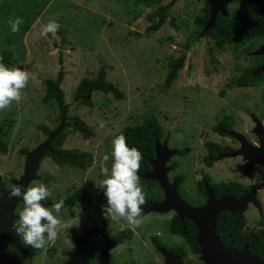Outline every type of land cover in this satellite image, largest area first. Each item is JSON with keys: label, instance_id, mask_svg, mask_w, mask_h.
Segmentation results:
<instances>
[{"label": "rangeland", "instance_id": "374dc122", "mask_svg": "<svg viewBox=\"0 0 264 264\" xmlns=\"http://www.w3.org/2000/svg\"><path fill=\"white\" fill-rule=\"evenodd\" d=\"M203 6L204 0H178L166 22L158 30L147 32L150 25L147 15L155 7H146L141 0H0V50L11 51L10 66L26 70L29 76L21 90V100L0 109V124L11 125L8 152L0 154L1 180L18 178L22 173L26 155L21 150H32L47 137L39 126L47 125L53 130L60 125L56 106L41 99L46 90L45 79L57 75L61 62L69 119L57 140L63 148L91 151L94 156L93 165L86 170L59 166L50 156L42 158L39 173L43 178L30 186L45 184L51 199H64L78 188L90 195L91 205L88 209L77 205L62 209L57 237L39 249L31 264H63L64 252L75 249V238L94 225L100 226L102 220L107 223L108 234L115 238L124 221L106 218L102 212L106 198L101 197L99 188L103 179L101 160L107 154L105 167H110L112 139L126 126L144 119H158L163 131L161 142L166 141L170 148H189L186 155L176 154L170 159L169 164L178 166L168 176L171 181L177 176L184 178L179 193L192 205L204 203L196 188L197 180L203 176L217 183L264 181V167L258 166L257 173L248 176L243 173L245 164L239 156L219 159L212 167L203 161L208 141L237 146L231 138L212 130L223 111L233 115L235 130L245 134L250 143L257 139L251 132L254 121L250 113L264 123V87L231 85L240 70L250 63L240 51L217 48L211 37L195 32L194 18ZM16 17L24 23L13 33L8 21ZM50 19L60 25L56 35L41 36L42 27ZM182 53L186 54L184 67L173 84L166 87V63L170 57ZM100 68L106 69L107 79L123 92V98L95 91L92 106L78 104L74 100L77 85L84 77L95 76ZM75 116L84 120L92 135L86 137L70 125ZM80 179H87V183L82 184ZM258 195H263L262 188ZM174 214V211H141L139 226L124 228L132 230L133 237L118 243L111 251V264L160 262L162 257L151 244L153 235H158L170 249L183 246L186 250L183 259L188 264H204L200 254L193 253L183 237L170 231ZM245 216L247 228H255L259 219L257 210L249 207ZM91 241L95 264H99L103 239L96 235Z\"/></svg>", "mask_w": 264, "mask_h": 264}, {"label": "trees", "instance_id": "16d2710c", "mask_svg": "<svg viewBox=\"0 0 264 264\" xmlns=\"http://www.w3.org/2000/svg\"><path fill=\"white\" fill-rule=\"evenodd\" d=\"M146 7H155L153 11L148 13L147 19L150 22V25L147 27V32H154L158 30L167 20L170 9L177 3L178 0H169L166 3H163V0H141ZM250 7H248L249 9ZM254 10H247V15L249 16L248 26H251V23L256 22V18L263 19L261 16H258ZM209 18V5L207 0H204V6L202 12L194 18L195 32L199 35L203 29L206 21ZM174 21V19H173ZM174 26L176 24L174 23ZM264 35V25L259 30H247L244 33H241V26L233 18V15L226 17H219L216 20V26L212 28L207 36L211 37L215 47L217 48H226L231 47L236 52L238 47L249 41L250 36H263ZM254 48V44H251L247 47L246 50ZM252 58H257L253 56ZM13 53L8 50H0V62H3L7 65L12 64ZM186 60V54L182 53L179 56H172L167 61V75L164 85L170 87L178 76V72L184 67ZM61 66L58 69L57 75L54 78L45 79L46 90L42 96L43 103H52L56 106L58 115L60 119L64 116L65 119H69L68 113L69 108L68 104L65 101V93L62 88V82L65 77L64 67L62 62ZM259 65V63H253L251 66L244 67L240 70V73L237 78L232 81L233 87H258L264 85V72L254 75V69ZM100 91L105 94H113L118 99L123 98V92L110 80L107 79L106 69L100 68L95 76L93 77H84L81 79L77 85L74 92V100L85 106H92V95L93 92ZM70 125L73 128L83 134L86 137L92 135V131L89 129L87 124L75 116L70 119ZM231 121L228 115H223L221 120L215 123L212 126V130L220 135H227L226 129L231 128ZM4 126L5 130L0 138V154H6L8 152V143L7 138L9 136V129L11 125L0 124V127ZM47 136L52 130L47 125L39 126ZM123 134L126 138L128 145L135 146L138 151H140L142 159L140 161V166L137 171V175L140 183L145 188V202H159L164 198V193L159 184L154 180H146L140 178L143 173L151 170L150 160L155 157V144L157 140L162 139L163 131L162 126L156 117H150L144 119L141 123L126 126L122 131L117 133L115 136ZM59 136V135H58ZM57 136V138H58ZM57 138L52 143L54 148V153H46V156H50L52 160L59 166H69L76 167L81 170H86L87 168L93 165L94 156L91 151H84L78 148H63ZM233 148L230 146H222L217 142L208 141L206 142V155L204 156V163L208 167H212L218 160L219 155L223 152L232 151ZM30 152V149H23V153L27 154ZM189 152V148L183 150H178L179 155H186ZM111 166V165H110ZM177 163L173 164V167L176 168ZM110 168V167H109ZM247 173L254 172L246 168ZM179 179V186L183 182L182 176H177ZM210 182L213 190L216 192L217 196L227 195L239 197L241 194L252 190L253 185H247L238 181H228V182H213L207 176H204L203 179L198 181V188L200 193L206 195L204 180ZM101 197H105L103 190L100 191ZM77 205L84 209H88L91 205L90 195L82 190L72 191L64 201V206ZM170 231L173 234L180 235L185 239L193 253H199V244L197 242L198 230L196 225L189 219L180 220L179 216L175 213L170 220ZM217 231L220 236V239L225 246L229 248L240 249L242 247H248L250 252L254 255L262 256L264 253V230L254 231L247 228V220L245 214L231 212H221L217 217ZM118 240V243H123L125 240H131L133 237L132 230H123L119 231L115 236ZM92 244V241H91ZM93 245H90V254L89 258L91 259L92 264L96 263L95 251ZM36 250V249H34ZM173 253L180 254L181 256H186V250L183 246L175 247L171 249Z\"/></svg>", "mask_w": 264, "mask_h": 264}, {"label": "water", "instance_id": "95a60500", "mask_svg": "<svg viewBox=\"0 0 264 264\" xmlns=\"http://www.w3.org/2000/svg\"><path fill=\"white\" fill-rule=\"evenodd\" d=\"M235 1L240 2V8L235 19L240 21L241 33L247 30L245 9L248 6L255 5L262 7L260 14L264 17V0H207L209 18L200 35H207L216 26L217 14L221 12L227 15V4ZM254 54H264V43ZM263 71L264 64L253 74L258 75ZM252 119L255 123L253 132L260 141L259 146L251 144L244 134L236 130H229L228 134L236 138L241 145L233 151L221 153L219 159L242 156L249 169H252L256 164L264 165V123L255 115H253ZM65 126L66 119L63 116L60 125L51 130L45 140L29 152L25 160L24 172L20 178L13 180V187L18 184L28 187L32 181L40 178L37 172L40 161L46 153H54L52 143ZM2 130L0 129V133ZM177 153L178 149L170 148L166 141H156L155 157L150 160L151 170L143 173L140 178L156 181L163 190L164 198L159 202H144L142 212L167 213L174 211L181 221L184 219L191 220L198 230L197 242L200 247V260L204 264H264V253L262 256H258L252 254L248 247L240 249L229 248L224 245L217 231V217L221 212L227 211L232 214H243L248 210L250 203L262 211V207L256 196L257 188L251 192L243 193L239 197L217 196L206 181V202L198 206L192 205L180 195L178 179L171 182L168 178V173L173 167L168 163ZM260 187L264 188V182L258 188ZM9 191L0 188V264H18L28 256H31V254L28 255L24 244L13 229L14 222L18 220V215L14 212L16 205L23 201L17 198H10L8 195ZM97 233L103 239L101 261L99 264H111V251L117 247L118 240L108 234L107 226L105 225L102 228L91 227L83 236L76 238V247L68 252V259L65 264H90L87 249L91 237ZM9 245L20 252L19 257L11 258L8 256ZM159 251L164 257L165 264H188L180 254H175L163 247H159Z\"/></svg>", "mask_w": 264, "mask_h": 264}, {"label": "clouds", "instance_id": "9594fccd", "mask_svg": "<svg viewBox=\"0 0 264 264\" xmlns=\"http://www.w3.org/2000/svg\"><path fill=\"white\" fill-rule=\"evenodd\" d=\"M8 23L11 32L15 33L20 30L24 21L16 17L9 19ZM59 27L56 20L50 19L42 27L40 34L55 36ZM28 79L26 70L0 62V109L21 100V90L26 86ZM111 158L110 168L105 167V162L109 160L107 154L101 160L100 172L103 179L99 188L103 190L106 198V203L101 207L106 218H120L124 221L120 224V230L123 231L126 226H139L141 223L145 194L137 171L142 156L140 151L135 146L130 147L125 136L120 134L111 141ZM8 195L23 201L22 210L18 213V221L14 222L13 229L25 245L41 249L47 242L55 240L61 224L59 214L64 206L63 199L53 202L50 208L42 203L50 196L48 187L43 183L30 187L18 184L10 189Z\"/></svg>", "mask_w": 264, "mask_h": 264}, {"label": "flooded vegetation", "instance_id": "af4514ba", "mask_svg": "<svg viewBox=\"0 0 264 264\" xmlns=\"http://www.w3.org/2000/svg\"><path fill=\"white\" fill-rule=\"evenodd\" d=\"M248 7H250L249 9H248ZM246 9H245V12H246V15H247V10H254L256 13H257V15L258 16H261L263 19L261 20V19H259V18H256V22L257 23H251V30L252 31H254V30H259L260 29V27L262 28L263 27V25H264V17L260 14V10H262V7H259V6H255V5H250V6H248ZM239 8H240V2L239 1H235V2H230V3H228L227 4V6H226V10H227V15H225V14H223V13H221V12H219L218 14H217V19L221 16V17H226V18H228V17H230V16H232L233 15V18L235 19V16L237 15V13H238V11H239ZM254 11H252V12H254ZM236 20V19H235ZM237 21V23L241 26V24H240V21H238V20H236ZM248 21H249V16L247 15V22H246V24H247V30H249L250 29V27L248 26ZM246 30V31H247ZM245 31V32H246ZM263 43H264V35L263 36H250V38H249V41H246V42H244V43H242L239 47H238V50H240V54H242L243 55V57H244V59L245 60H247L248 61V63H250L249 65L251 66V64H253V63H259V65L254 69V71H253V73L256 71H258V69L264 64V54H254V52L255 51H257L262 45H263ZM251 44H254V48H252V49H250V50H246L247 49V47H249ZM253 56H255V57H257V58H252ZM248 65V66H249ZM248 66H246V67H248ZM264 72V71H263ZM262 73V72H261ZM260 74V73H259ZM264 87V85H262V86H258V87H251V88H263ZM256 104V103H255ZM256 106H258V104H256ZM260 108V107H259ZM223 115H228L229 116V119H230V121H231V123H232V125H231V128H228V129H226L225 131H226V133H227V135H223V136H227V137H229V138H231L232 139V141H234L235 142V144L237 143V146L236 147H234V146H230V147H232L233 148V150H235V149H237L241 144H240V142L236 139V138H234L233 136H231V135H229L228 134V131L229 130H235V128H234V126H233V119H234V117H233V115L232 114H228V113H224V111H223ZM250 116H251V119H252V117H253V114L252 113H250ZM223 117V116H222ZM221 117V118H222ZM221 120V119H220ZM254 127H255V123H254ZM254 127L251 129V132L252 133H254L253 131H254ZM0 129H3L2 130V132L0 133V138L2 137V135H3V133H4V130H5V127L4 126H2V127H0ZM241 133V132H240ZM243 134V133H242ZM245 135V134H244ZM254 135L257 137V135L254 133ZM246 136V135H245ZM9 137V136H8ZM247 138V137H246ZM249 141V140H248ZM251 144H253L254 146H259V144H260V141H259V139H258V137H257V139H256V141H254V142H252ZM232 150V151H233ZM31 151V150H30ZM21 152L23 153V149L21 150ZM230 152V151H229ZM224 153V152H223ZM24 154V153H23ZM29 153H27V154H25L26 155V157H27V155H28ZM178 154V153H177ZM45 156V155H44ZM26 157H25V160H26ZM239 157H241L242 158V161L244 162V174H246V175H248V176H252V175H254V174H256L257 173V167L258 166H262V167H264V165H261V164H256L252 169H250V170H253L254 169V172H251L250 174L249 173H247L246 172V168H248L249 169V167H248V165L246 164V161L243 159V157L242 156H239ZM231 158V157H230ZM233 158H237V157H233ZM42 160V159H41ZM41 162V161H40ZM169 164V163H168ZM173 164L174 163H171L170 165H172L173 166ZM24 167H25V162H24ZM40 167V166H39ZM208 167V166H207ZM174 170V167H172V169L169 171V173L171 172V171H173ZM23 172H24V168H23V171H22V173L19 175V176H17L18 178H20L21 177V175L23 174ZM38 174H39V176H40V178L39 179H37V180H35V181H32L30 184H32L33 182H36V181H40V180H42V178H43V176L39 173V169H38ZM169 173H168V175H169ZM204 177V176H203ZM18 178H15V177H11V178H9L8 179V181L7 180H1V178H0V188H2V189H7V190H10L14 185H13V180H16V179H18ZM168 178H169V180H170V177L168 176ZM175 179H178V178H174L172 181H174ZM201 179H203V178H201ZM200 180V179H199ZM199 180H197V182H196V188L198 189L197 191L200 193V191H199V188H198V181ZM212 180V179H211ZM59 181H60V179H59ZM82 184H84V181L87 183V179H85L84 181H83V179H80L79 180ZM171 181V180H170ZM171 181V182H172ZM178 181H179V179H178ZM207 180L205 179L204 180V185H205V182H206ZM213 181V180H212ZM232 181H235V180H232ZM208 182V181H207ZM213 182H216V181H213ZM238 182H241V181H238ZM264 182V181H263ZM263 182H261L260 184H247V185H253L254 187L252 188V190L253 189H255V188H257V192H256V196H257V198H258V200H259V204L261 205V207H262V211H260L259 210V208H257L254 204H252V203H250L249 204V207H253V208H255L256 210H257V212H258V215H259V219L257 220V224H256V226H255V228H253V229H251V230H254V231H260V230H264V219H263V214H264V188H262L263 189V195L262 196H259L258 195V190H260L261 189V187L260 188H258L259 187V185H261ZM209 184H210V182H208ZM243 183V182H242ZM30 184H29V186H30ZM28 186V187H29ZM210 186H211V184H210ZM212 187V186H211ZM178 188H179V186H178ZM78 188H75L74 190H77ZM213 189V188H212ZM73 190V191H74ZM252 190H250V191H248V192H251ZM82 191H84V190H82ZM86 192V191H85ZM205 193H206V191H205ZM216 193V192H215ZM246 193V192H245ZM0 196H1V193H0ZM200 196H203L204 197V203L206 202V200H207V196L206 195H204V194H202V193H200ZM68 197V196H67ZM66 197V198H67ZM66 198H64L63 200L65 201V199ZM57 200H60V199H51V198H48L46 201H44V202H46V203H44L46 206H48L49 208L51 207V204L53 203V202H55V201H57ZM204 203H202V204H204ZM201 205V204H200ZM22 206H23V202H19L17 205H16V208H15V214H17L18 215V213L22 210ZM70 206V205H69ZM69 206H63V208L62 209H64V208H66V207H69ZM248 207V208H249ZM247 211V210H246ZM245 211V212H246ZM245 212L243 213V214H245ZM18 221V220H17ZM16 221V222H17ZM107 226V223H106V221H104V220H102V222H101V225L100 226H96V225H94V226H96L97 228H102L103 226ZM94 226H92V227H94ZM107 228H108V226H107ZM87 231V230H86ZM86 231H85V233H86ZM84 233V234H85ZM96 235H99L98 233L97 234H94L93 236H96ZM93 236L91 237V239H90V243H89V245H88V249H87V253H88V258H89V254H90V245H91V240H92V238H93ZM100 236V235H99ZM113 237H115V236H113ZM116 238V237H115ZM76 239V238H75ZM21 241H22V239H21ZM76 242V241H75ZM23 243V242H22ZM24 244V243H23ZM151 244L154 246V249H155V251H157V253L162 257V260L160 261V262H158V263H156V264H165L164 263V257H163V255L160 253V251H159V247H163V248H165V249H168V250H170V251H172L170 248H168L167 246H166V244L160 239V237L158 236V235H153L152 237H151ZM102 245H103V243H102ZM24 246H25V248H26V250H27V252H28V255L29 254H31V256H28L27 258H25V260H23V261H21L20 263H18V264H31L32 263V261L33 260H35V257L36 256H38L39 254V249H36V250H34L35 248H31L30 246H27V245H25L24 244ZM76 247V246H75ZM178 247V246H177ZM102 249V248H101ZM100 249V250H101ZM68 252L69 251H66V252H64V254L66 255V260L64 261V263L63 264H65V262L67 261V259H68ZM8 256L9 257H11V258H17V257H19L20 256V252L18 251V250H16L13 246H11V245H9L8 246ZM100 256H101V251H100ZM183 257V256H182ZM184 258V257H183ZM185 260V259H184ZM89 261H90V264H92V262H91V259L89 258ZM100 261H101V258H100Z\"/></svg>", "mask_w": 264, "mask_h": 264}]
</instances>
